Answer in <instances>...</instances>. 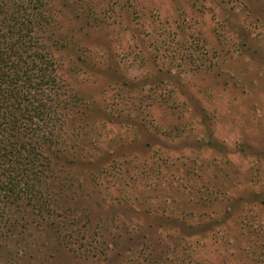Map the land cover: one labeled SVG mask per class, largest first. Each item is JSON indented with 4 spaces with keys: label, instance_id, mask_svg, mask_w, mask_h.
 <instances>
[{
    "label": "rangeland",
    "instance_id": "rangeland-1",
    "mask_svg": "<svg viewBox=\"0 0 264 264\" xmlns=\"http://www.w3.org/2000/svg\"><path fill=\"white\" fill-rule=\"evenodd\" d=\"M49 11L50 211L0 207V264H264V0Z\"/></svg>",
    "mask_w": 264,
    "mask_h": 264
},
{
    "label": "trees",
    "instance_id": "trees-1",
    "mask_svg": "<svg viewBox=\"0 0 264 264\" xmlns=\"http://www.w3.org/2000/svg\"><path fill=\"white\" fill-rule=\"evenodd\" d=\"M52 1L0 0V207L26 201L43 214L46 150L62 143L70 106L50 40L43 42Z\"/></svg>",
    "mask_w": 264,
    "mask_h": 264
}]
</instances>
